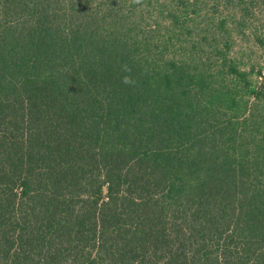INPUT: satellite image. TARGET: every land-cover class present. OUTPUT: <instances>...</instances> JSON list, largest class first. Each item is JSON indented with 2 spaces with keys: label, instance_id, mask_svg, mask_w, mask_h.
<instances>
[{
  "label": "trees",
  "instance_id": "trees-1",
  "mask_svg": "<svg viewBox=\"0 0 264 264\" xmlns=\"http://www.w3.org/2000/svg\"><path fill=\"white\" fill-rule=\"evenodd\" d=\"M0 264H264V0H0Z\"/></svg>",
  "mask_w": 264,
  "mask_h": 264
},
{
  "label": "clouds",
  "instance_id": "clouds-1",
  "mask_svg": "<svg viewBox=\"0 0 264 264\" xmlns=\"http://www.w3.org/2000/svg\"><path fill=\"white\" fill-rule=\"evenodd\" d=\"M127 71H130L129 69H126ZM123 83L125 84H132L134 83V81L132 80V78L130 76H125L122 80Z\"/></svg>",
  "mask_w": 264,
  "mask_h": 264
}]
</instances>
